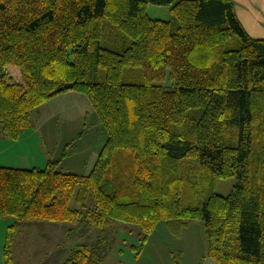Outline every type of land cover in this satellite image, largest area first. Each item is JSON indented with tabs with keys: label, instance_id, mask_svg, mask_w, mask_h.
Wrapping results in <instances>:
<instances>
[{
	"label": "trees",
	"instance_id": "16d2710c",
	"mask_svg": "<svg viewBox=\"0 0 264 264\" xmlns=\"http://www.w3.org/2000/svg\"><path fill=\"white\" fill-rule=\"evenodd\" d=\"M67 91L87 95L107 140L88 174L61 167L66 151L44 167L0 165V216L14 219L5 264L25 221L102 227L60 264H106L107 226H137L143 247L158 222L178 234L192 219L210 257L264 264V38L234 0H0L3 136L18 139ZM232 176L228 195L211 187Z\"/></svg>",
	"mask_w": 264,
	"mask_h": 264
},
{
	"label": "rangeland",
	"instance_id": "374dc122",
	"mask_svg": "<svg viewBox=\"0 0 264 264\" xmlns=\"http://www.w3.org/2000/svg\"><path fill=\"white\" fill-rule=\"evenodd\" d=\"M147 12L153 18H172L170 5L150 3ZM113 34L106 30L104 44L108 45ZM119 37L124 39L123 33ZM236 41L237 38L232 40L229 46L235 45ZM162 83L170 86L173 82L168 79ZM27 130L28 134L24 135L18 145L13 146V150L12 146L8 147L12 151L11 156L4 154L5 159L13 158L15 165L12 166H46L43 164L46 159L43 153L49 148L54 156L66 151L67 155L61 159V167L82 174L90 172L108 136L107 129L91 101L86 94L79 91H67L40 104L32 111L31 126ZM7 143L12 144V141ZM62 146L64 148L60 151ZM21 153L26 155L24 161L19 157ZM210 182L215 192L228 195L236 183V177H215L214 181L210 179ZM13 220L9 216H0V229L3 225L5 235L7 226ZM30 221L22 224V229L17 235L19 244L15 250L13 264H56L66 252H70L79 244L97 242L102 230L100 226L74 224L75 222H39L34 227V222ZM187 223H192L189 228L192 227L193 235H184L180 240L169 231L165 221L158 222L143 247L139 242L137 226L121 221L107 226L106 264H199L205 245L200 239L204 232L200 228L202 221L192 219L187 220ZM111 228L116 231L112 232ZM133 245L138 247L135 249ZM51 252L54 255L53 261Z\"/></svg>",
	"mask_w": 264,
	"mask_h": 264
},
{
	"label": "crops",
	"instance_id": "0c3cea01",
	"mask_svg": "<svg viewBox=\"0 0 264 264\" xmlns=\"http://www.w3.org/2000/svg\"><path fill=\"white\" fill-rule=\"evenodd\" d=\"M234 3H235V8H236V13H237L240 21L242 22L244 28L246 29V31L253 37L264 38V0H234ZM28 131L29 130L24 131L18 139L12 140V139L5 138L2 134L1 129H0V165H8V166L15 165L13 162V158L5 159L4 154L7 153L10 157L12 154L11 153L12 151H10L8 147L12 146V150H13V146L18 145L21 142L24 135L28 134ZM7 141H12V144L7 143ZM63 148L64 147L62 146L61 148H59V150L61 151V150H63ZM57 155H58V153L56 154V156ZM61 155L62 154H59L57 157H60ZM43 156L46 158L43 161V164H46V165H47L49 159L57 158L56 156H54L52 154V150H50L49 148L47 149L46 153H43ZM19 157L20 158L22 157L21 159L24 161V159L26 158V155H24V153H21V155ZM22 165H24V167H30L31 166L28 164H22ZM38 167H40V166H38ZM41 167H44V166H41ZM30 222H34L32 224H34V227H35V225L39 224V222L45 223V222H49V221H30ZM191 224L192 223L184 224V226L181 227L180 232L178 234H176V233H174V231H172L170 229V226H168V223H166L169 231L172 232L173 234H175L180 240H182L184 238L183 237L184 235H188L190 233H192V235H193V231L191 229L192 227L189 228V226ZM201 226L202 227H200V228H201V231L203 232L204 230H202V228H203L202 223H201ZM7 229H8V226H7ZM186 230H190V231L185 232ZM0 234H1L0 235V264H5L4 244H5V239H6V235H5L6 230H5V228L3 229V225L1 226ZM149 238H150V236H149ZM149 238H148V240H149ZM200 239H202V242H204L202 244H205V245L203 247V252L201 254L202 259H201V262L199 264H222L221 262L217 261L216 259H214L208 255L207 239H206V235L204 232L202 233V237ZM17 242L15 245L14 254L16 253L15 250L18 247L19 239H17ZM50 255H51V259L53 261L54 255L52 254V252ZM66 256H67V252L62 256V258L59 261L56 262V264H60L63 261V259H65Z\"/></svg>",
	"mask_w": 264,
	"mask_h": 264
}]
</instances>
